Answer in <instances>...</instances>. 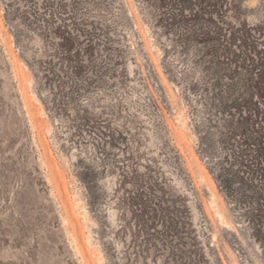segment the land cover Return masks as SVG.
Here are the masks:
<instances>
[{"label":"rangeland","instance_id":"rangeland-1","mask_svg":"<svg viewBox=\"0 0 264 264\" xmlns=\"http://www.w3.org/2000/svg\"><path fill=\"white\" fill-rule=\"evenodd\" d=\"M0 264H264V0H0Z\"/></svg>","mask_w":264,"mask_h":264}]
</instances>
